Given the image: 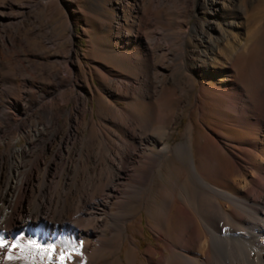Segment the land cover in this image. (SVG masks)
I'll use <instances>...</instances> for the list:
<instances>
[{
  "label": "rangeland",
  "instance_id": "374dc122",
  "mask_svg": "<svg viewBox=\"0 0 264 264\" xmlns=\"http://www.w3.org/2000/svg\"><path fill=\"white\" fill-rule=\"evenodd\" d=\"M224 2L223 8L211 12L207 0H0V111L12 115L18 125L15 129L0 124V132H12L5 139L0 136V156L12 147L26 146L30 132L44 129L46 116L35 111L40 94L50 96L52 100L48 103L59 112L57 126L42 131L62 132L64 125H69L77 140L70 150L63 149L60 153V182L70 176L66 163L83 161L91 150L97 152L98 159L87 165L83 181L85 184L94 181L96 178L90 171L99 166L107 150L113 153L120 132L152 134L153 139L157 137V148H168L167 153L154 168L137 201L133 200L128 205L130 208L126 206L117 215L122 220H135L140 213L141 223L133 226L138 231L132 235L138 254L155 246L146 215L152 209L151 199L161 192L162 186L170 190L174 170L190 168L192 159L194 163L202 161L196 147L201 144V136L212 128L210 92L202 100L204 114L201 119L199 116L197 98L201 85L212 82L221 87L233 64L238 82L246 88L253 78L259 81L264 73V0ZM228 22L236 26L230 28ZM257 24L261 25L259 36L247 47L243 46L244 39ZM214 26L216 30L212 29ZM221 33H225L233 48L232 55H217L204 69L202 53L209 51L210 39L214 41ZM240 54L239 59L236 56ZM181 66L190 77L181 75ZM213 75L223 77L218 79ZM129 81H147L150 96L156 84L160 83L164 89L152 101L141 89L125 93ZM68 83L71 86L59 93L58 86ZM192 84L194 88L190 90ZM177 87L185 93L178 105L174 99ZM131 104L143 124L150 120L147 128L126 120ZM153 106H166L164 115L153 117ZM221 132L219 144L236 139L233 133ZM102 137L108 140L107 144L102 142ZM183 144L189 153L180 157L176 150ZM2 175L8 176L5 168ZM50 180L56 179H47ZM185 182L182 174L178 187H185L188 184ZM121 230L118 223L117 234L120 233L111 244L122 241L120 250L124 257L129 242L124 240ZM19 249L38 259L34 264H61L60 256L54 250L48 251L53 249L51 246H44L42 254L26 250L22 245ZM8 254V249L0 250L1 257ZM157 258L155 255L154 259ZM109 262V259L99 260L97 264Z\"/></svg>",
  "mask_w": 264,
  "mask_h": 264
},
{
  "label": "bare ground",
  "instance_id": "6f19581e",
  "mask_svg": "<svg viewBox=\"0 0 264 264\" xmlns=\"http://www.w3.org/2000/svg\"><path fill=\"white\" fill-rule=\"evenodd\" d=\"M207 3L211 12L225 6L224 0H207ZM226 25L236 26L234 22ZM212 29L216 30L215 26ZM252 29L244 39L245 47L260 32L261 25ZM225 33L214 41L210 39L209 51L202 53L204 69L217 55L226 57L232 53ZM180 69L183 77H190L184 66ZM235 69L233 64L221 87L212 82H206L204 88L201 85L197 98L199 116L201 119L204 114L202 100L210 92L213 94H209L212 128L201 136V144L196 147L202 161L197 158L194 163L191 157L190 168L174 170L170 190L162 186L161 192L150 201L152 209L146 215L155 246L138 254L132 235L138 231L134 227L141 223L140 213L135 220H122L117 214L126 206L130 208L128 205L133 200L137 201L136 197L146 189L154 168L161 164L168 148L158 149L157 137L153 139L147 132H120L113 153L107 150L99 166L90 171L96 178L94 181L89 180L88 184L83 181L87 165L98 159L97 152L91 150L83 161L65 162L70 176L60 182V153L63 149L70 150L77 140L69 125H64L62 132L42 131L57 126L59 119V112L48 103L52 98L43 94L39 95L35 107L36 113L46 116L42 132H30L26 146L12 147L0 156V236L8 244L19 240L26 250L38 254L45 251L44 246H51L57 256L61 252L65 254L63 264H97L108 259L109 264H264V73L259 81L253 78L246 88L238 82ZM148 85L147 81H129L125 93L141 89L149 100L155 101L154 97L161 94L164 86L160 83L153 86L150 96ZM67 86L71 85L60 84L58 92ZM193 88L192 84L190 90ZM183 92L179 87L174 91L177 105L184 98ZM129 107L132 109L126 112V120L147 128L150 120L143 124L133 104ZM165 110L166 106H153V117L163 116ZM0 124L18 129L12 115L2 111ZM221 131L235 134L236 139L219 144ZM10 133L0 132V136L5 139ZM102 142L107 144L108 140L102 137ZM202 143L209 146L202 148ZM188 150L183 144L176 152L184 157ZM4 168L8 173L5 178ZM182 174L188 184L181 189L178 178ZM50 177L56 180L47 181ZM256 201L259 202L255 204ZM118 223L124 240L129 242L124 257L120 250L122 241L111 244ZM130 227L134 229L129 232ZM29 241H35L40 247H28ZM11 254V261L8 255L0 256V264L38 261L30 252L19 248ZM53 261L57 258L53 257Z\"/></svg>",
  "mask_w": 264,
  "mask_h": 264
},
{
  "label": "snow or ice",
  "instance_id": "6c2138e0",
  "mask_svg": "<svg viewBox=\"0 0 264 264\" xmlns=\"http://www.w3.org/2000/svg\"><path fill=\"white\" fill-rule=\"evenodd\" d=\"M21 247L20 245V241L17 240L14 243H12L11 245L8 244V242L5 240V238L3 236H0V250H4V249H8L9 250V254L7 256V259L9 261H11L13 259V256L11 254V250L12 249H16ZM28 247H32V248H39L40 246L38 244H36L35 241H29L28 242ZM54 249H49L48 251L51 252ZM67 257L65 256V254L63 252L60 253V261L61 264H63V261L66 259Z\"/></svg>",
  "mask_w": 264,
  "mask_h": 264
}]
</instances>
